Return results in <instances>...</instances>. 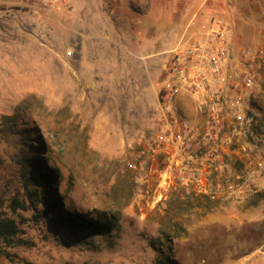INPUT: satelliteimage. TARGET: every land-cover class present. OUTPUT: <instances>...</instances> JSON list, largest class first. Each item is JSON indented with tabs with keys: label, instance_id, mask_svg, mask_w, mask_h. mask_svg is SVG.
I'll list each match as a JSON object with an SVG mask.
<instances>
[{
	"label": "rangeland",
	"instance_id": "obj_1",
	"mask_svg": "<svg viewBox=\"0 0 264 264\" xmlns=\"http://www.w3.org/2000/svg\"><path fill=\"white\" fill-rule=\"evenodd\" d=\"M0 1V220L15 221L19 230L13 244L0 242V264H158L166 257L172 264H264V194L241 203L222 202L188 194L179 186L163 187L159 173L168 155L157 143L163 76L188 24L195 30L221 19L235 46H261L264 0L104 4L106 23L107 11L117 9L108 22L123 49L114 56L126 70L108 68L105 92L91 101L83 95L86 87L69 78L68 61L61 60L73 52L68 43L71 13L61 22L48 17L56 26H48L47 36L40 37L34 25L42 21L35 23L31 16L43 19L46 14L20 8L21 21H13L16 5ZM148 24L154 27L143 30ZM139 42L143 48L136 53L133 46ZM111 43L109 61L114 57ZM125 71L149 81L150 113L141 132L129 128L120 148L117 135L105 132L106 125H116L119 116L133 124L131 117L140 114L137 102H125L115 93ZM252 106L260 117L258 135L264 137V71ZM30 129L44 139V162L60 171L64 210L75 211L84 221L115 217L116 231L90 236L56 230L42 205L34 210L24 183L30 175L22 164L32 154L25 145L34 139Z\"/></svg>",
	"mask_w": 264,
	"mask_h": 264
},
{
	"label": "built area",
	"instance_id": "obj_2",
	"mask_svg": "<svg viewBox=\"0 0 264 264\" xmlns=\"http://www.w3.org/2000/svg\"><path fill=\"white\" fill-rule=\"evenodd\" d=\"M16 1L54 22L70 7L68 0ZM170 55L159 93L157 143L168 155L160 185L222 202L264 194V137L252 106L264 71V45L237 47L228 24L211 19L187 31ZM72 56L67 51L65 57ZM180 96L194 101L202 124L182 116Z\"/></svg>",
	"mask_w": 264,
	"mask_h": 264
},
{
	"label": "crops",
	"instance_id": "obj_3",
	"mask_svg": "<svg viewBox=\"0 0 264 264\" xmlns=\"http://www.w3.org/2000/svg\"><path fill=\"white\" fill-rule=\"evenodd\" d=\"M9 1V0H8ZM7 1V2H8ZM70 4L69 10L66 12L64 17L68 16V13H71V23L69 28L68 43L73 47V57L67 58L63 55L61 60L68 61V76L71 79L76 80L77 85L86 87L84 89L85 100H94V96L103 94L104 88L107 86L106 78L108 77V68L112 69H124L125 63L117 60L114 55L119 53L121 47L117 45V32L115 27L108 22L112 21L110 18L111 14L117 10L116 7L114 10L107 11L108 21L106 23L105 18V8L103 5L110 3L112 0H101V4H95L97 0H68ZM9 4L16 5L15 12L18 9H28L23 6L20 2L16 0H11ZM118 6V4H117ZM32 10V9H28ZM64 17L62 19H64ZM13 21H21L18 12L12 18ZM37 22V20L42 21L41 24H35V29L38 33V36L45 37L47 36L48 26L55 28L56 25H52L49 21L48 16H44L43 19H40V16H31V21ZM140 19H137V21ZM30 21V22H31ZM192 25L188 24L187 29L183 32L182 36L190 29ZM113 27V28H112ZM154 24L149 26H142L143 30H150L153 28ZM144 35V34H142ZM143 37V36H141ZM182 38V37H181ZM109 41L111 43V53L113 54V59L109 61ZM143 46L140 45V42L137 45L133 46L134 52H140ZM123 50V49H122ZM121 50V51H122ZM129 51V50H128ZM126 70V69H124ZM132 73V72H131ZM124 79L120 86H116L115 93L123 96V101H132L137 102L138 105L136 108L140 111L139 115H134L131 118L135 119L136 122L126 121V116H119V122L115 124L106 125L109 127V130H105L107 133L116 134L117 144L120 148L125 146V137L124 134L129 132V128L135 127L133 131L141 132V128L144 126L143 123L148 119L150 113V106L146 100V95L149 93V81H145L144 77L141 75L130 74V72L125 71ZM114 77L117 78V74H114ZM82 81V82H81ZM82 95V96H83ZM136 104V103H135ZM177 105L181 110L182 116L192 122L193 124H202L203 118L200 117L196 112V107L194 101L186 96H180L177 101ZM134 106V107H135ZM125 119V121H124ZM260 119V118H259ZM132 131V130H131ZM122 154V152H121Z\"/></svg>",
	"mask_w": 264,
	"mask_h": 264
},
{
	"label": "trees",
	"instance_id": "obj_4",
	"mask_svg": "<svg viewBox=\"0 0 264 264\" xmlns=\"http://www.w3.org/2000/svg\"><path fill=\"white\" fill-rule=\"evenodd\" d=\"M13 120L15 124L19 122L18 118ZM30 131L34 139L26 140L25 145L32 154L25 155L22 164L30 175L28 179L25 177L24 183L29 193V203L34 210H37V206L42 205L48 221L56 230L87 233L90 236H105L116 231L118 223L115 217H100L97 221H84L75 211L69 210L70 213H68L64 210L63 194L58 190L61 183L60 171L58 168L47 166L42 157L43 154H47L44 139L38 135L37 129H30ZM14 203L21 210H27L25 205L18 203L17 200ZM18 233L15 221L0 220V242L13 244ZM158 264H172V262L169 257H166L159 260Z\"/></svg>",
	"mask_w": 264,
	"mask_h": 264
}]
</instances>
